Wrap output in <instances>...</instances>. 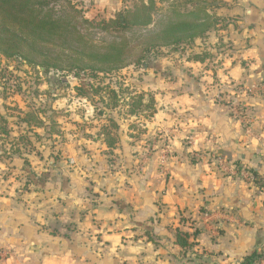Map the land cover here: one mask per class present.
Wrapping results in <instances>:
<instances>
[{"label":"crops","instance_id":"1","mask_svg":"<svg viewBox=\"0 0 264 264\" xmlns=\"http://www.w3.org/2000/svg\"><path fill=\"white\" fill-rule=\"evenodd\" d=\"M76 1L87 11L112 15L129 4ZM197 5L229 24L219 36L223 44H234L212 52L217 64L212 86L178 83V147L156 151L141 165L127 162L105 179L95 176L90 192L86 180L64 179L58 211L48 203L58 196L52 188H46L43 200L35 182L26 180V189L22 187V168L0 161V229L11 222L32 229L42 220L58 227L65 215L83 230L73 236L76 245L63 247L73 249L67 254L72 264H244L255 252L262 258L251 264H264V91L245 90L264 83V0L188 3L191 10ZM207 35L212 40L216 32ZM234 106L245 108V119L232 114ZM100 145L103 151L106 147ZM215 157L225 160L228 171ZM242 168L256 174L259 183L239 176L236 169ZM105 170L99 169L102 174ZM43 206L52 213L40 214ZM225 213L237 219L224 220ZM178 231H198L190 238L193 247L176 244ZM47 239L56 242L51 233Z\"/></svg>","mask_w":264,"mask_h":264},{"label":"rangeland","instance_id":"2","mask_svg":"<svg viewBox=\"0 0 264 264\" xmlns=\"http://www.w3.org/2000/svg\"><path fill=\"white\" fill-rule=\"evenodd\" d=\"M128 1L126 6L132 8L140 0ZM192 1L155 0L154 22L146 31L157 33L156 38L167 37L174 9L186 15L191 10L188 3ZM85 12L87 17L88 13L97 15L98 21H109L116 16L112 15L113 12ZM211 15L217 22L210 31L216 32L212 40L205 35L193 42L149 49L144 52L147 59L144 65H132L109 75L95 77L89 72L80 75L75 72H46L0 56V161L22 168L25 172L22 174L24 190L27 181H33V188H38L39 196L45 200L46 188L49 187L50 192L53 189L58 195L53 199L54 204L47 200L51 207L56 205L54 209L58 211V205L64 201L60 196L64 193V179L78 176L86 180L90 192L97 184L95 176L105 179L107 173L126 168L127 162L138 161L141 165L156 151L178 147V83L193 80L204 82L206 87L212 86L213 80L216 81L214 66H217L212 52L233 48L232 41L223 44L219 36L223 33L221 31L229 28V24L214 13ZM232 27L239 29L236 25ZM140 31L134 29L125 34L131 45L140 43V35L145 33ZM97 37L106 42L113 40L111 35L99 31ZM114 38L120 41L124 37L115 34ZM196 53L209 57L203 63L195 62L192 59ZM82 86L90 99L80 95L77 88ZM98 88L101 91L95 95ZM111 91H116L121 97L116 108H113ZM139 95L144 98L143 106H136L138 100L135 97ZM152 99L153 108H146ZM134 106L137 107L136 114L131 113ZM234 110L239 111V106H234ZM33 111H37L43 120V127L32 118L29 125L22 121L27 113ZM111 117L118 128H112L108 120ZM104 128L119 134L120 142L114 150L108 149L104 142ZM100 143L106 150L102 151ZM136 149L144 150L133 153ZM193 157L199 159L196 155ZM32 167L35 171L31 170ZM101 168L107 170L102 174ZM51 179L56 180L51 182ZM38 212L46 215L52 213V209L43 206ZM62 216L65 218L58 227L47 226L42 220L41 223L37 221L40 224L32 229L16 228L12 222L5 230L1 228L0 264H72L71 256L67 254L74 252L73 249L64 251L63 247L76 245L77 242H72L73 236L83 230L79 223ZM49 233L55 236V243L47 239Z\"/></svg>","mask_w":264,"mask_h":264},{"label":"trees","instance_id":"3","mask_svg":"<svg viewBox=\"0 0 264 264\" xmlns=\"http://www.w3.org/2000/svg\"><path fill=\"white\" fill-rule=\"evenodd\" d=\"M155 3V0H148V3L140 0L132 8L122 9L113 19L98 21L99 17H87L83 3L76 0H0V56L42 68L46 72H75L77 75L89 72L96 77L132 65L142 66L147 60L145 51L199 40L216 26V19L205 6L197 5L186 15L174 9V18L170 19V27L166 31L167 37L162 35L156 38L157 33L146 31L154 22ZM134 29L145 32L141 33L143 35H140L137 45H131L125 37ZM98 31L111 35L113 40L106 42L98 38ZM115 34H121L124 38L116 41ZM208 57L196 53L192 60L203 63ZM77 90L81 96L90 99L83 86ZM98 91L101 88L95 90V95ZM111 93L114 96L113 108H116L121 97L116 91ZM143 99L140 95L135 97L138 100L136 106H143ZM153 102L152 99L145 107L153 108ZM136 106L132 114H136ZM239 111L240 117L245 119V108L240 106ZM100 114L103 113L100 111ZM31 118L38 126L45 125L37 111L27 113L22 121L29 125ZM108 120L112 128H118L113 117ZM102 135L108 149L114 150L120 142L119 134L111 129L104 128ZM197 235L198 231L192 235L178 231L176 244L182 249L191 248L193 243H190V238ZM261 258L262 255L255 252L244 264L257 262Z\"/></svg>","mask_w":264,"mask_h":264},{"label":"built area","instance_id":"4","mask_svg":"<svg viewBox=\"0 0 264 264\" xmlns=\"http://www.w3.org/2000/svg\"><path fill=\"white\" fill-rule=\"evenodd\" d=\"M245 90L247 92H249V93H253V92H257V91L258 92L264 91V83H262L260 85H255V86L250 87L249 89H245ZM235 114H234L235 117H238L239 111H235ZM215 160L217 161L218 165L223 168L224 171H228V166L226 165V162H225V160L223 158L215 157ZM236 170H237V174L239 176L245 178L246 180H249L251 182H256L257 181L255 176L253 174H251L249 171H247V170H245L243 168L242 169H236ZM221 216H222V218L224 220H227V221H233L234 219H237V217H235L232 213H225V214H222ZM206 217L208 219L211 218V216L209 214H207Z\"/></svg>","mask_w":264,"mask_h":264}]
</instances>
